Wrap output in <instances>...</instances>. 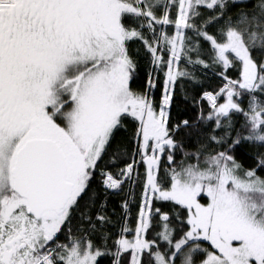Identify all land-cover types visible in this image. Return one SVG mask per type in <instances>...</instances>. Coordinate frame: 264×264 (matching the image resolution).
<instances>
[{
    "label": "snow or ice",
    "instance_id": "1",
    "mask_svg": "<svg viewBox=\"0 0 264 264\" xmlns=\"http://www.w3.org/2000/svg\"><path fill=\"white\" fill-rule=\"evenodd\" d=\"M0 264H264V0H0Z\"/></svg>",
    "mask_w": 264,
    "mask_h": 264
}]
</instances>
